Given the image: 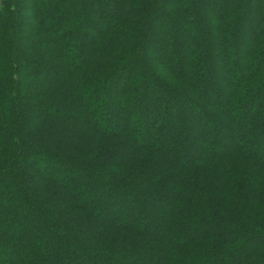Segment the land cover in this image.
<instances>
[{
    "label": "trees",
    "instance_id": "obj_1",
    "mask_svg": "<svg viewBox=\"0 0 264 264\" xmlns=\"http://www.w3.org/2000/svg\"><path fill=\"white\" fill-rule=\"evenodd\" d=\"M263 152L264 0H1L0 264H264Z\"/></svg>",
    "mask_w": 264,
    "mask_h": 264
},
{
    "label": "rangeland",
    "instance_id": "obj_2",
    "mask_svg": "<svg viewBox=\"0 0 264 264\" xmlns=\"http://www.w3.org/2000/svg\"><path fill=\"white\" fill-rule=\"evenodd\" d=\"M0 1H1V0H0ZM0 5H1V4H0ZM190 26H191V25H190ZM191 31H192V37H193V36H196L197 39L200 38V34H201V33H200V30H199L198 26H196V25L192 26ZM194 38H195V37H194ZM83 48H84V46L82 47V49H83ZM74 51H75V54H76V55L78 56V58H79L81 52L78 51L79 54H77V52H76L77 50H74ZM229 55H230V54H229ZM77 56H76V57H77ZM172 56H173V55H172ZM166 58L168 59V53H167V55H166ZM171 58H172L173 61H176L175 58H173V57H171ZM230 58H231V56H230ZM194 70H195V76H198V77H199V75H200L201 72H200V71H197V70H196V67H195ZM210 96H211L212 98H214V100L217 98V95H215V93L212 92V91H211V95H210ZM167 106H169V104H167ZM175 110H177V109H175ZM163 111H164V109H163ZM179 111H181V109H179ZM160 115L163 116V112H162V111H161ZM258 115H259V110H256V113H255L254 116H258ZM254 116H253V117H254ZM205 134H206V133H205ZM206 135H210V134H206ZM139 140H140V139H139ZM154 141H155V139L153 140V142H154ZM150 142H152V140H151ZM247 143H248V142H247ZM247 143L244 144V147H247V149H249L253 144H250V145H249V144H247ZM151 144H152V143H151ZM248 145H249V146H248ZM224 146H225V145H224ZM237 146H239V147L241 148L242 145H241L240 143H238ZM225 147H226V146H225ZM171 148H172V147H171ZM242 151H243V149H242ZM204 154H205V156H207L208 158H211V157H214V156H217V157L220 156V155H215V154H213V153L210 151L209 148H208V150H207ZM260 155H261L262 157H264V152L261 153ZM180 161H181V160H180ZM164 201H165V203L168 202V203L170 204L171 197H170V196L167 197V199H165ZM154 204L158 206L160 203H158V202L155 203V202H154ZM111 218L113 219L114 217L111 216ZM125 222H126V221H125ZM158 228H159V226H157V227H155L154 229H152L153 231H152V230H151V231L149 230V233H148V234H149L150 236H151L152 234L155 235V234L157 233L156 231H158ZM157 234H158V233H157Z\"/></svg>",
    "mask_w": 264,
    "mask_h": 264
},
{
    "label": "crops",
    "instance_id": "obj_3",
    "mask_svg": "<svg viewBox=\"0 0 264 264\" xmlns=\"http://www.w3.org/2000/svg\"><path fill=\"white\" fill-rule=\"evenodd\" d=\"M0 4H1V1H0Z\"/></svg>",
    "mask_w": 264,
    "mask_h": 264
}]
</instances>
